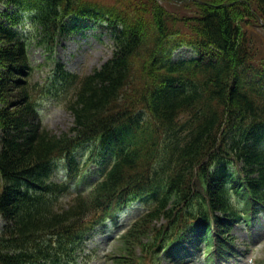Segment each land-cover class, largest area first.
Returning a JSON list of instances; mask_svg holds the SVG:
<instances>
[{"label": "trees", "instance_id": "trees-1", "mask_svg": "<svg viewBox=\"0 0 264 264\" xmlns=\"http://www.w3.org/2000/svg\"><path fill=\"white\" fill-rule=\"evenodd\" d=\"M191 2L0 0L14 10L0 14V264H82L87 241L136 199L151 206L111 264L238 256L234 228L264 214V61L248 31L264 26V0ZM81 23L113 42L84 76L56 58ZM34 47L54 60L50 84L74 117L61 135L40 119L38 98L56 92L31 80ZM183 48L193 56L175 57ZM92 143L111 160L64 202L96 161L78 157ZM60 161L68 173L56 182Z\"/></svg>", "mask_w": 264, "mask_h": 264}, {"label": "rangeland", "instance_id": "rangeland-1", "mask_svg": "<svg viewBox=\"0 0 264 264\" xmlns=\"http://www.w3.org/2000/svg\"><path fill=\"white\" fill-rule=\"evenodd\" d=\"M104 5H119L125 6L128 3L135 4V1L141 0H95ZM164 1V0H163ZM179 3L191 2V0H172ZM192 4V2L190 3ZM134 6V5H133ZM14 13L12 8L6 6L0 7V14ZM195 13V12H189ZM5 20L4 16L2 17ZM79 25V24H78ZM81 30L75 31L63 38L62 43L58 49L57 61L65 65L70 72L76 73L80 76L91 73L94 69L102 66L112 56L113 42L110 35L104 32L100 27L81 23ZM23 26L22 28H25ZM248 31L252 38L255 55L258 60L264 61V26L249 25ZM193 55L186 49L177 52L176 57L191 58ZM257 61V60H256ZM31 62L35 67L32 82L44 83L49 86L55 95L47 94L38 98V107L40 111L41 122L44 127L50 132L61 135L68 132L73 127L74 117L67 109V99L61 95L57 96L56 89L54 90L50 84V77L53 74L55 62L53 59L47 58V53L42 48L34 47L31 51ZM258 63V62H257ZM244 78V76H242ZM2 106V104L0 105ZM98 153V154H97ZM96 155V161L91 163L86 171L79 185H73L72 192L87 191L92 184L98 180V172L107 162L111 160L109 150L106 147H100L96 143L86 145L78 152L79 160L84 163L92 155ZM103 164V165H102ZM64 161L58 163V170L54 176L55 181H63L66 171L63 169ZM98 169V170H97ZM97 170V171H96ZM75 195L70 194L63 199L64 202H69ZM151 206L149 200L140 199L135 200L125 210L120 218H118V226L115 225L114 219L107 221V228L105 232L96 234L88 243V254L82 264H111V257L118 251L120 242L118 236L122 232V227L131 221L135 216L146 211ZM5 221L0 216V230L4 227ZM234 236L237 238V243L240 249L241 256L237 261L230 264H264V215L257 219L255 226L239 225L234 230ZM162 264H166L163 262ZM194 264H206L204 259L197 261Z\"/></svg>", "mask_w": 264, "mask_h": 264}]
</instances>
